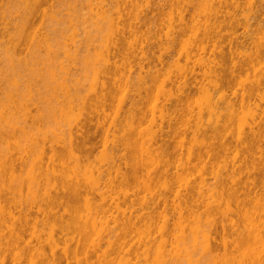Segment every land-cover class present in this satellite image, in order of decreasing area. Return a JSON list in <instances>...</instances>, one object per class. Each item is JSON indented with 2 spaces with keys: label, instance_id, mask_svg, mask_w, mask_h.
I'll use <instances>...</instances> for the list:
<instances>
[{
  "label": "bare ground",
  "instance_id": "obj_1",
  "mask_svg": "<svg viewBox=\"0 0 264 264\" xmlns=\"http://www.w3.org/2000/svg\"><path fill=\"white\" fill-rule=\"evenodd\" d=\"M12 1H10L11 6H9V1H4L5 5L8 3L12 12L8 6H6L4 11L2 7H5V5L2 4V6L0 4V13L3 11L6 13L7 10L8 15H6V17L8 16L9 18H7L9 20V23L7 21V25L11 24L12 27H14L13 29L17 30H21V28L15 27L22 25L24 28L26 27L25 29H22L24 32H28L29 28H33L34 32L26 33V35L31 38L29 42L25 36L28 43H30V46L28 45V47L27 45H24V41L21 40H17L15 43H9L7 46L0 43V48L1 45L2 47L6 46L5 49L10 51V54L7 52V55H9L8 58L5 56L6 60L2 56L4 54V48L1 49L2 53L0 51V57H2L0 58L2 59L0 60V63L2 62L1 64L3 65H0V150L2 151L3 149H6V152L4 150V153L3 151L2 153L0 152V233L4 231L0 234L1 238L3 236L4 239L0 245V264H8L9 261L11 264H264V174L262 173V171L264 172V166L262 165L264 162V107L262 108V111L259 112L258 105H255V110L249 113L256 112V109L258 112L247 115L246 119H249L248 116L251 117L249 122H245L244 125L242 123L244 129H242V125L241 127L240 124H235L236 121L241 118H238V116L244 112L240 113L242 110H239V108L245 107H240V105L243 104L244 101H246L247 104H250L252 102L250 99L253 96L258 97L255 100L264 103V91L259 92L257 89L256 91L259 93L257 92L255 94V88H247V90L245 89L246 91L243 90V93H239L240 99L238 100L240 103H238L239 101L237 100V98H239L238 92H235L233 96H231L236 98V100L231 97H229L231 99H227V95L220 92L224 81H233L232 83L235 81L237 82V80L240 81L239 83L245 81L243 79L247 77L246 73L247 71L249 72V69H251V73L254 71V74L252 73L255 78L254 81L264 79V43L263 45H259V47L257 46L254 53L251 51L252 56L250 58H253L252 60L248 58L246 51V61L243 52L241 54L244 60L237 58L240 56V43L243 45L241 41H238L237 37H235V41L232 40L227 46L222 45L220 47V60L207 61V59H204L203 57H195L190 51L189 53H186L182 62L183 64H180V59H177L176 55L174 57V48L172 47V49H170L171 46H169L168 51L174 53L173 55L168 53L169 55L167 56L169 57H166V60L160 59L159 56L158 59L152 61L154 60L153 58L156 57H154V55L153 58L150 57L151 55L148 56V52L151 50L152 46L149 44V47L146 43L139 45V57L137 58L118 61V59L112 56L106 58L102 63L99 60H96L99 61L102 68L100 67V76L97 78V80H99V91H97L96 86L94 85L96 91L92 92L94 95V97H92L95 101L91 103L92 99L90 98L91 104H88V108L84 110V106L82 107L84 111L81 112L82 114L79 112L81 117L78 122H75L76 124L73 123L75 125L71 128L68 127V137L64 138L66 140L62 141L63 135L60 134V136L62 135V138H60L61 141H56L53 135L58 129H60L61 124H63L61 121H65L66 119V117L64 118L62 116L61 118L64 119L60 120L59 117L67 111L71 112L75 108V110H77L76 112H78L82 106V103L80 102L83 100L82 96L85 94L81 95L80 91H84L81 87L87 79L85 77H79L78 74L81 73L79 65L84 64V66L88 65L89 67L92 63L93 71H97L95 72V75L92 76L93 73L91 70L87 69L89 73L86 72V67H84V71L86 72V75L88 73V76L90 78L92 76L93 78L96 76V73L99 72L97 67L95 68V65H98L99 68L100 64H97V62L95 64V59L93 58L92 60L89 56L88 58L90 59H83L84 61H80L83 57L81 58L79 55V58L77 56V53L79 52H72V49H70L71 51H67L69 48L62 49L64 48V42L55 41L53 36V39L51 36L49 38L47 35L49 31L45 28H47V25L49 24L48 18L50 17V14L48 17L47 12V14L44 11L41 13L37 12L38 6L44 0H22V3L24 1L26 3L31 2L32 6L27 13L25 11V15L22 11L23 15L21 17H25L22 21L19 16L21 22H18V14L20 12L16 13L13 9L20 0H16L18 1L17 3L14 1V6ZM65 1L67 3L72 2L71 0ZM105 1L107 0H94L93 6L100 15L107 19L113 14L111 13V4L115 0H111L110 3L109 1ZM182 1L185 3L186 9L179 12V18H177L180 21L178 24L179 26L176 25L178 27H176L175 29L177 30L174 31L178 33L183 32L185 29L187 30L189 26L187 25V22H190V17L192 18L193 16V14L191 16L190 6L195 2L194 0ZM219 1L218 10H216L217 8L215 10L213 9V12L210 14L217 25L222 24V21H225L227 18L235 19V11L239 9L242 4L240 0ZM247 2L249 9V14L247 15V17H249V20L247 18L249 25L247 24V27L250 26L247 28V31L249 32L248 36L251 35L250 37H247L248 40L251 38V41L253 40L254 32L257 31V29H264V0H248ZM200 3H202V0ZM69 5L71 4H68V6ZM228 5L231 6L233 12H224L222 10L223 8L229 7ZM18 6L16 8H18ZM7 8L9 9V13ZM72 8H77V5H72ZM145 8L144 12L143 9L139 11L140 14L143 12L142 15H139L140 18L142 16L149 17V15L164 14L162 13L164 10L163 0H148L147 7ZM73 12L75 13V17ZM76 12V10L70 12V14L72 13L73 15L71 16L69 14L70 20L71 17L75 18V20L79 17L78 15L76 18ZM54 13H57L61 17L59 9H56ZM130 13L131 11L129 12L128 9L124 8L123 12L118 14L117 23H114L117 24L118 32L121 35L125 31L126 21L130 17ZM38 14L39 16L40 14H42V16L45 14L43 18H46V16L48 17L46 20H44L45 18L42 19V21L44 20L47 22V25L45 24L44 27L42 24L43 22H41L40 19L42 17L40 16L38 18ZM56 15L55 19L57 17ZM137 15L138 13L135 16ZM66 16L68 17L67 14H65V17ZM139 16L137 19H139ZM188 16L189 19L187 18ZM1 18H3V16H0V20ZM4 18L3 20L5 21ZM36 18L40 20L41 24L38 20L39 24L36 23L35 25ZM73 18L72 21H74ZM52 20L54 22L53 18ZM60 20L62 21V19ZM114 20L116 19L114 18ZM64 21L66 25V20ZM49 22L51 24L53 23L50 18ZM56 23L53 24V27L55 26L54 29L57 25L59 26V24L63 25V22L56 21ZM62 25L60 26L62 27ZM144 25L147 26V29H150L145 22L143 24L141 22L139 29L144 27ZM208 25L209 24H207V26ZM72 27H74V25ZM209 27H211V25ZM219 27L221 26L219 25ZM49 28L52 30L51 26H48V29ZM54 29L53 31L57 28ZM250 29L252 30L253 35L251 34ZM59 30L57 29L56 31ZM210 31L206 29L204 32L205 36H211L214 34L213 31L212 33ZM3 35L1 34L0 37L1 42L3 37L6 38L5 35ZM6 35H8V33ZM56 38L58 39V36ZM17 39L19 38L17 37ZM174 39L173 41H176ZM61 43L63 45H61ZM150 64H154L153 67H149ZM172 67H174V70H171ZM89 69H91V67H89ZM255 70L257 72H255ZM160 71H162V74ZM85 72L82 73L85 75ZM90 72L92 74H90ZM257 73H260V76L256 78ZM83 74L80 75L82 76ZM160 77L162 78L160 82L161 84H158L157 80L159 82ZM206 77H210V83L208 82L209 80H207L208 86L212 84V86L210 85L211 87L209 86L207 89L212 88L213 90L212 93L209 94V104L204 99L205 104L207 103L206 105H208L206 109V105L203 102L204 108L202 109H205L206 112H204V110L203 112L200 111L198 113L197 110L199 108L197 109L196 106V112L198 114H196V112L195 114H192V112L194 113L195 108L193 107V111H191V107L187 105L191 114L197 115V117L189 120L190 116H187L186 120H188V123L184 118L185 121H177V118L172 114L177 112L179 117L180 114L178 111H181L183 107L182 105L185 104L183 102L189 100L192 92L195 90L197 92V90L201 89L203 92V88L207 85L205 83ZM80 78L81 80L84 79L83 83L80 82V85L83 84L81 87L78 86L79 81H81L79 80ZM35 80L37 83H34ZM89 80L90 79H88V81ZM93 84L94 82L92 85ZM131 84L132 86L129 87L131 88L130 95L128 91L129 97L127 96V98H125L127 92L123 95V98L126 100H124L125 102L123 101L124 103L122 104L124 109H120L122 111L121 118L115 117L114 119H116V122L113 120L114 122H110L108 128H104L103 119L107 118L105 107L112 104H110V102L114 99L112 98L115 95L114 92H117V90L121 88H123V91L121 90L120 92H124V88ZM83 87L86 90L85 86ZM92 87L91 89H94ZM153 87L155 90L156 88L158 89L156 92L163 91L162 93H164V90H166V94L172 96V98L174 97V99L172 100L169 97L168 100H172L170 104L161 102L162 104L159 105L155 103L156 106L154 107H152L151 101H147L150 103L149 106L151 107V109L149 108L150 110L147 109L150 112L148 113L145 109L149 107L146 106L149 103L147 104L145 101L146 105H142V107H145L144 110L141 107V104L144 103V99L147 98V96L151 97L152 94L154 95V93H152ZM88 89L89 88H87V90ZM91 89H89V91ZM191 89H194V91ZM207 89L205 88L204 90ZM198 92L201 93L200 91ZM122 94L123 93H121V95ZM149 94L151 95L149 96ZM158 94L156 93L153 97L155 98V96L162 95L161 93ZM207 95L205 97H207ZM50 98L53 99L50 100ZM148 99L149 98H147V100ZM158 100L159 99H156L157 103H159ZM85 101L87 102V100ZM79 104L80 107H78ZM124 104H126V106H124ZM32 106H35L34 109ZM191 106H193V104H191ZM110 108L109 110L111 111ZM184 109L182 111L184 112V116L181 115L182 117H185V112L189 110L187 109V111H184ZM259 110H261V108H259ZM74 111L72 112L74 113ZM18 112L19 116H17V121L16 113ZM22 113L24 119L20 116ZM107 113H109L108 110ZM66 114L69 115V112ZM148 115L151 116L150 122H153L154 125H156L157 118H159L158 121L160 120L161 123H158L157 131L155 130L156 132L154 136H152L150 140L148 138V142H146L144 138L141 141V137L137 136L142 133L141 127L146 119L149 118ZM180 117L178 120L182 119ZM20 118L23 119L21 122H19V120H21ZM95 119L96 122L93 123V120ZM244 120L245 119H243V121ZM57 121H59L58 123H61L58 129H53L56 131L53 132L54 134L51 136L54 140H51V138H47L50 137V132H52L48 131L47 124L54 123L53 125H55ZM147 122L149 121L147 120ZM149 123L144 124H148V127L150 128L152 123ZM64 124H66V122ZM64 124L63 126H65ZM234 124L236 128L237 126H240L235 134L232 129ZM57 125L59 124H56L55 128H57ZM142 129L144 128L142 127ZM151 129H155V127L151 126ZM62 130L60 131L64 132L65 128L64 131ZM47 132H49L47 134L49 136L46 135ZM61 132H57V134L59 135ZM98 133L103 135L102 141H95L96 134L98 135ZM188 133H191V135L193 134L194 136L196 135L195 137L201 135L200 138L202 140L199 141L198 139L200 143L194 141L195 137L191 139V141H194L196 144L199 143L197 146L190 140L189 143L191 142L195 146L191 143L185 144L187 141L185 135L187 136ZM17 134H19L20 138L24 139H21L22 142H20L21 140L18 138L19 136L17 137L18 140H20L19 146L24 147L25 144L33 146L34 144L35 152L36 149H38L39 151L37 152L40 154L36 156L37 152L36 154H33L34 150L30 149L31 152L29 155L27 154L29 152H26L28 155L27 157L20 156L23 153L25 154V152L18 153V155L14 153L16 155L14 156L12 151L10 152L11 145L9 146V141L12 137L17 136ZM197 134L199 135L197 136ZM182 135L185 137L183 138L184 143H181V140L180 144H183V146L181 145L182 147H187V150L180 147V151L178 152L177 150L174 151L175 153L170 151L173 146L174 148L176 147L175 149H177V146H180L178 145L179 139L177 140V137H183ZM174 138H176L177 144ZM2 141L3 143L5 141V146L8 141L7 145L9 146V151L8 147L2 148V145L4 146ZM170 141L171 143L173 142L172 147L171 149H167L171 144ZM100 143L105 146L108 145L107 147L110 148L111 154L108 159V166L103 170L96 169L95 172L91 169V171H94L98 178H102V181H104V187L99 185H96L97 187H91L89 185V187L87 186L88 184L86 185L83 184L85 182H82L88 175H85L86 177L83 176L84 174H82L81 171H83L84 166L86 168L88 167L85 164L88 163L93 150ZM167 143L170 144L167 145ZM187 144L189 145L187 146ZM256 144L258 145L256 152L257 157L250 149V147L255 146ZM231 145L236 150L238 147L245 146L248 154L243 156L242 153V158L239 162H233V156L231 157L227 155V161H229L228 158L231 157L232 160L230 161L233 162L231 164L229 161L231 166L229 165L230 168H228L229 166H227V164L223 165L226 160V157H224L226 156L224 155V150ZM139 147L141 150H139V154H143L145 151L144 153L147 155L145 158H142L146 163L144 162L143 166L140 165L142 162L139 163L138 169V163L135 161L136 159L134 161L137 164L133 161L134 155H132V151L134 150L133 153L136 152V148ZM184 150H186V152ZM172 152L174 156L171 157ZM148 153H150V156L153 154L156 159H154L155 164L152 165H155V169L150 166L151 169L148 166L151 163H154L152 158L153 155L151 157L153 160L151 163V160H145L146 157L147 159L150 157H148ZM141 156H139V158ZM234 157L237 160L239 156L237 157L235 155ZM256 158H258V162L255 160ZM142 159L140 158L139 160L142 161ZM244 159H248L253 165L256 161L258 165L257 168L254 166L250 167V163H248V166L250 167L249 170H244V168L247 167V165H244L245 161H242ZM260 159H263V162H261ZM183 160H185V162ZM218 160L223 164L220 163L219 166V163L217 162L216 165H218V168L212 170V172L209 171V169L211 170V167H208V165L213 163L212 161ZM259 160L261 164H259ZM68 161L70 162V166L71 163L73 164V166H71L72 168L70 166V168L67 167ZM147 161L150 164H148ZM178 163L183 164L181 165ZM184 163H186V165L188 163V167L184 166ZM213 164H215V162ZM174 165H176V168H179L178 166H180L181 168L187 167L188 169L189 166H191L192 170L195 171V173L197 172V174L192 175L190 178L187 175L190 176L193 171L186 172L185 174L187 175L183 172L185 175H183V177L185 178L187 176V178H185L187 181L184 183V178H181L183 181L180 179L178 182H182L181 184L183 185L179 183L180 185L174 187L175 179L181 177L180 174L179 176H175L178 175L179 171H175L174 173L171 172V168L175 167ZM222 165L224 167H222ZM241 165H243V169L241 168ZM260 165H262V167ZM214 166L215 165H213V167ZM259 166L261 168H258ZM103 167H105V165ZM146 168L148 169L146 170ZM187 168L186 170L190 171ZM25 169H27V171ZM243 170L246 171V174H244L245 172ZM208 172H210L209 175H206L205 173L208 174ZM137 173L139 178H156L158 181L160 178L164 179V177L175 174V177H169L168 180L170 181V179L172 180L175 178L173 180L174 182L170 181L171 183H174V186L171 185L173 187L168 185L166 183L167 181H164V185H162V183L160 185L157 183L161 188H159L160 190H155L154 188V190H150V188H148L147 191L150 195L147 194L149 197L141 198L142 207L139 204L141 199L138 197L140 199H137V203L140 205L138 207L139 212H141L145 206L146 210H150L149 213H147L148 211L139 213L138 210H136V214H133L132 212L134 211H132V209H130L132 212L127 209L130 207L124 209L129 197L128 193H125L123 197L122 195L116 197L117 195L114 196L107 191L108 189L111 192V190L116 187L117 183H126L129 177L132 178L137 176ZM259 173L263 174L262 181L258 178L259 176L261 177V174L259 175ZM25 175L27 179L29 177V181L26 179ZM81 176H83V178L85 177V179H82ZM209 176L212 177V180L208 179ZM23 177L27 180V184L23 181L26 185H22L23 183L20 184ZM80 179H82V181ZM19 180V183H15V181L18 182ZM209 182H212L213 184L211 183V185ZM28 183L31 184L29 185ZM176 184H178L177 181ZM28 185V188H24V191H21L23 186L26 187ZM210 185H214V187L209 188ZM258 185L260 187H258ZM153 187L157 188L158 186L156 187L155 185ZM212 188H214V192ZM25 191V196L30 197V202L22 200L24 198L22 192ZM107 192L109 194H107ZM226 197L232 198L235 202L236 211L234 210V213L236 215H241V209L242 213L244 212L243 205L248 202L257 204L258 206L261 205L259 206V211L256 212L255 215L252 214L254 216L253 223L252 219L251 222L248 221L252 218L251 215L250 218L248 216V220L247 218L245 219L247 220V224L248 222L253 224L252 229H249L251 224H248L250 227L246 226V229L248 227L249 230H243L245 228L244 225V228H241L240 230L241 233H239L238 229L241 226L238 225L239 227L236 229L238 230V234L236 235L237 238L235 237L234 242L230 244L225 242L224 239L219 242L217 237L214 236L218 225H221L223 231L226 229L225 224H217L216 221L219 219H213L215 221L213 224V221L211 220L210 228H208V230L207 228L206 230L204 228V230L202 229V226L204 227L203 223L206 224L205 220L203 222V218L205 219L203 216L204 212L208 214V212H211L210 209H216V211L219 209L221 210L223 202L227 200ZM225 206H227V204H225ZM229 211H231V209ZM218 213H220V211H218ZM229 213L230 212L226 214L224 212L225 215H228V221L231 220L230 222H226L231 224V226H237V223L235 224L234 222L235 218L229 219ZM244 213L247 217L246 212ZM220 214L222 215L223 212ZM224 214L219 217L221 218V221L225 220ZM242 216H244V214ZM242 216L239 217L244 218ZM154 218H156V220ZM238 222H240L239 218ZM145 228H148V233H146ZM242 231H245V234H247L244 235V232ZM131 234H134L133 238H131ZM87 242L88 244L90 243V248H88L89 245H84ZM82 246H88V251L84 250L85 252L83 251L80 256L78 250H80V247L82 249ZM221 247L223 252L218 251ZM69 248H71V251L68 253L67 249Z\"/></svg>",
  "mask_w": 264,
  "mask_h": 264
},
{
  "label": "rangeland",
  "instance_id": "obj_2",
  "mask_svg": "<svg viewBox=\"0 0 264 264\" xmlns=\"http://www.w3.org/2000/svg\"><path fill=\"white\" fill-rule=\"evenodd\" d=\"M4 1H6V2H8L9 1V6H11V2L10 1H12V0H3V3H2V0H0V4L2 5H5V3H4ZM18 2V1H16V0H13L12 1V4H13V2ZM72 2H66L65 0H44V1H42L41 3H40V5L38 6V10H37V12H39V13H41V12H47L46 14H47V16L50 18V20L53 22V20H52V18L54 19V22L51 24L50 22H49V18L46 16V18L44 19L43 18V16L45 15V14H43V16H42V14H40V16L42 17V18H40L41 19V22H43L42 24H43V27L45 26V24L47 25V22L46 21H44V20H46L47 18H48V25H47V28H45L46 30H48L49 32H48V36H49V38H50V36H51V38L53 39V37H54V40L55 41H57V42H64V45L61 43V45H63V47L64 48H62V49H67V48H69L67 51H69L70 49H72V52H79V53H77L78 55V57H79V55H80V57L82 58L80 61H82L83 59L85 60V59H90V58H88V56L89 57H91L92 58V60H93V58L95 59L94 60V62H95V64H96V62H97V64L99 63V61L102 63V61H104L106 58H110V57H112V56H114L116 59H118V61L120 60H127V59H134V58H137V57H139V45H143V44H145L146 43V45H148L149 46V44H151V46H152V48H151V50H149V52H148V56H150V57H152L153 58V55H154V57H156V58H153L154 60H152L151 58V60L152 61H155L156 59H158L159 58V56H160V59H163V60H166L165 58L167 57H169V56H167V55H169L168 53H170V55H173L174 53H171L170 51H168V49H169V46H171V48L170 49H172V47L174 48V50L173 51H175V54H174V57H175V55H176V57H177V59L179 58L180 60V64H183L182 62H183V59L185 58V55H186V53H189L190 51V53L191 54H193L195 57H203L204 59H207V61H212V60H220L221 59V56H220V54H219V52H220V47L222 46V45H228L229 43H231V41L233 40V41H235V37H237L238 38V41H241L242 43H243V45L240 43V47H239V53H240V56L239 57H237L238 59H240L241 58V60H244L245 59V61H246V57L247 56H245V52H246V55H248V58L250 59V60H252L250 57L252 56V53H251V51H253V53H254V51H255V48L258 46L259 47V45H263V43H264V29H257V31H255L254 32V35H253V32H252V30L250 31L251 32V34L253 35V40H251L250 41V39L248 40V37H250L251 35H249L248 36V34H249V32L247 31L248 29L247 28H249V27H247V24L249 25V22L247 21V18H248V20H249V17H247V15L249 14L248 13V0H240V2L242 3L241 4V7L239 8V9H237L236 11H235V19H229V18H227L225 21H222V24H219L221 27H219V25H217L216 23H215V21H213V19H212V16L210 15L211 14V12H213L212 10L214 9H216V10H218V8H219V0H205V1H203L202 0V3H200V1L201 0H194L193 2L194 3H192V6H190V12H191V16H192V14H193V16H192V18L190 17V22H187V25H189L188 26V28H187V30L185 31H183V32H181V33H178V32H174V31H176L177 29H175L176 27H178L179 25V19H177V18H179V12H181V10H183V9H186V6H185V3H183V1L182 0H163V3H164V10H163V12L162 13H164V14H160V15H157V14H155V15H149V17L148 16H142L141 18H140V16L139 15H142L143 14V12L145 11L144 10V8L145 7H147V1L148 0H115V1H113L112 2V4H111V13H113L111 16H110V18H107V19H105L102 15H100L99 13H98V11L94 8V6H93V3H94V0H71ZM109 1V3H110V1L111 0H107V1H105V2H108ZM16 3H15V5H16ZM198 3H200V4H198ZM68 4H71V5H69L68 6ZM77 5V8H75V9H73L72 8V5ZM2 5V6H3ZM19 5V6H18ZM146 5V6H145ZM6 6H8V3L5 5V7H2L3 8V10L4 9H6ZM8 6V8L10 9V11H11V8ZM13 6H14V4H13ZM18 6V8H16ZM32 6V3L31 2H28V3H26L25 1L22 3V0H20L19 1V3H17V5L15 6V8L13 7V9H14V12H16V13H19L18 14V19H19V21H18V19H17V21L18 22H21L20 21V18H21V20L23 21V18L25 17V16H23V17H21L22 15H23V12H24V15H25V11H26V13H27V11L30 9V7ZM229 7H226V8H223L222 10L224 11V12H233V9L231 8V6L230 5H228ZM2 8H1V10H2ZM7 8V9H8ZM124 8H126V9H128L129 10V12L131 11V13L129 14V18L127 19V21H126V27H125V31H124V33L121 35L119 32H118V29H117V24H114V23H117V17L119 16L118 14L119 13H122L123 12V10H124ZM9 9H8V13H9ZM56 9H59V13L61 12V17L57 14H55L54 12H55V10ZM95 9V10H94ZM143 9V12L140 14V12L139 11H141ZM146 9V8H145ZM73 10H76L77 12V16H76V18L78 17V15H79V19L77 18L76 20H75V18H73V17H71V20H70V15L71 16H73L74 15V17H75V13L73 12V15H72V13L70 14V12H72ZM147 10V9H146ZM5 11V10H4ZM4 11L3 12H1L0 14H2V15H0L1 17L3 16V18L4 17H6V15H8L7 14V10H6V13H4ZM18 11V12H17ZM23 11V12H22ZM52 11H54V12H52ZM12 12V11H11ZM21 12H22V14H21ZM54 13V14H53ZM132 13H135V14H132ZM138 13V15L137 16H135L136 14ZM178 13V14H177ZM53 14V15H52ZM65 14H67L68 15V17L66 16L65 17ZM70 14V15H69ZM134 15V16H132V15ZM5 15V16H4ZM55 15L57 16L56 17V19H55ZM62 15H64V16H62ZM19 16H20V18H19ZM39 16V14H38V18L40 17ZM58 16H59V18L60 19H62V21L58 18ZM139 16V19H137V17ZM64 18V20H66V25H65V21L63 20V18ZM3 18H1V20H0V37H1V34L3 35H5V37L6 38H2V42H1V40H0V43L3 45H8L9 43L11 44V43H15L17 40L19 41V40H21V41H24L23 43H24V45H27V47H28V45L30 46V43H28V41L30 42V36H28V35H26V33L28 34L29 32L30 33H32V32H34L33 31V28H29L28 29V32H24L22 29H25L22 25H18V26H16L15 28H18V27H20L21 28V30L19 29V30H17V29H13L14 27H12V25L10 24H8L7 25V21H8V23H9V18H8V16L6 17V18H4L5 19V21L3 20ZM8 18V19H7ZM58 18V19H57ZM72 18L74 19V21H72ZM114 18L116 19V20H114ZM188 19H189V16L187 17ZM7 19V20H6ZM42 19H44L43 21H42ZM106 21H105V20ZM148 19V20H147ZM38 20L39 19H37L36 18V22H35V25H36V23L37 24H41V22H40V20H39V23H38ZM68 20V21H67ZM78 20V21H77ZM147 22H146V21ZM56 21L57 22H63V25L62 24H59V26L57 25V29L59 30V28H60V30L59 31H56L55 29H54V27H53V24H55L56 23ZM72 21V22H71ZM140 21V22H139ZM3 22V23H2ZM68 22V23H67ZM79 22V23H78ZM141 22H142V24L145 22L146 23V25H148L149 27H150V29L148 28L147 29V26H145L144 25V27H141L140 29H139V26L141 25ZM212 22V23H211ZM213 22H214V24H213ZM74 23V24H73ZM77 23V24H76ZM148 23V24H147ZM189 23V24H188ZM56 24H58V23H56ZM71 24H73L74 25V27H72L73 25H71ZM207 24H209L208 26H207ZM60 25H62V27L60 26ZM65 25V26H64ZM70 25H71V27H70ZM176 25H178V26H176ZM211 25V27H209ZM212 25H214V26H212ZM12 28H11V27ZM48 26H51L52 27V30L50 29H48ZM75 26H77V27H75ZM143 26V25H142ZM217 26V27H216ZM59 27V28H58ZM206 27H209V28H206ZM214 27H215V29H214ZM146 28V29H145ZM217 28V29H216ZM13 29V30H12ZM53 29L55 30V31H53ZM203 29H205V30H203ZM206 29L207 30H209L210 31V29H211V33H212V31H213V33L214 34H216V32H217V34L216 35H211V36H208V35H206L205 36V34H204V32L206 31ZM219 29V30H218ZM10 30V31H9ZM16 30V31H15ZM217 30V31H216ZM216 31V32H215ZM9 32H10V35H9ZM8 33V35H6ZM19 33H22V34H19ZM13 34H15V35H13ZM16 34H17V36H16ZM50 34V35H49ZM3 35V36H4ZM27 37V40H26V37ZM53 36V37H52ZM58 36V39H59V41H58V39L56 38ZM248 36V37H247ZM11 37V38H10ZM16 38V39H14V38ZM17 37L19 38V39H17ZM20 37H21V39H20ZM28 37H29V39H28ZM174 37H175V39H174ZM12 38H13V40H14V42H13V40H12ZM3 39H4V41H3ZM173 39L174 40H176V41H173ZM9 40V41H8ZM5 41H7V42H5ZM171 42H175V43H171ZM177 42V43H176ZM250 42H252V43H250ZM7 43V44H6ZM25 43H27V44H25ZM180 43V44H179ZM182 43V44H181ZM175 44V45H174ZM235 44V43H234ZM233 44V45H234ZM2 45H1V48H0V51H1V53H2V50L1 49H3L4 51V54L2 55L4 58H5V56H6V58H8V56L9 55H7V52H8V54H10V51H7L6 49H5V47L6 46H4V47H2ZM173 45V46H172ZM239 45V44H238ZM175 46V47H174ZM66 47V48H65ZM150 47V46H149ZM75 48V49H74ZM77 48V49H76ZM148 48V47H147ZM148 49H150V48H148ZM147 49V50H148ZM71 51V50H70ZM145 51V50H144ZM172 51V52H173ZM248 51H249V53H248ZM226 52H227V50H226ZM243 52V56L245 57L244 59L242 58L243 56H242V53ZM0 53V54H1ZM70 53V52H69ZM1 56V55H0ZM79 57V58H80ZM85 57V58H84ZM0 58H2V57H0ZM3 58V59H4ZM6 58H5V60H6ZM248 58H247V60H248ZM0 60H2V59H0ZM83 60V61H84ZM91 60V61H92ZM96 60H99V61H96ZM2 63V62H1ZM0 63V65H2ZM100 64V63H99ZM5 65V64H4ZM83 65V66H82ZM91 65H92V63H91ZM89 66V67H91V69H89V67H88V65L86 66H84V64H81V65H79V67H80V70H81V73L80 74H83L85 71L86 72H88V70H91L92 71V73L90 72V74H92V76H94L95 75V72H97V71H93L94 69H93V65L92 66ZM154 65V64H153ZM153 65L152 64H150L149 65V67L150 66H152L153 67ZM3 66V65H2ZM1 67V66H0ZM6 67V66H5ZM78 67V68H79ZM81 67H82V69H81ZM84 67H86V69L84 68ZM97 67V70L99 71L98 73H96V76H97V74H98V76L96 77H93L92 78V76H91V78L88 76L89 74V72L87 73V75H86V72H85V75L83 74L82 76L80 75V74H78L79 75V77H85L87 80H85V82L83 83V81H84V79H82L81 80V78L79 79V80H81V81H79V85L78 86H82L83 84V86H85V88H86V90L84 89V87L82 86L81 88H83V90L84 91H80V94L82 95V94H85V95H83L82 97H83V100L80 102V103H82V106L80 107V104H79V106L78 107H80V111H78V112H76L77 110H72V111H74V113L71 111H67L66 113H68L69 112V115L68 114H62L60 117H59V119L61 120L62 118V116L65 118L66 117V119H65V121H61L63 124L66 122V124H64L65 126H63V124H61V126H60V123H58L59 121H57L56 123H55V125H53L52 123H48L49 124V126H52V127H49L48 126V124H47V129H48V131L50 132V131H52V132H50L51 133V135H50V137H47V138H51V136L54 134L53 132H55L53 129H58L59 128V126H60V129H58V131H56V133L53 135L54 137V139L56 140V141H58V140H60V138H62V141H65L66 139H64L65 137L67 138L68 137V127L69 128H71L72 126H74L76 123L75 122H78V120L80 119V117H81V115H80V113L82 112V111H84L85 109H87L88 108V104H91V103H93L95 100H94V95L92 94V92H94V91H96V89H97V91H99V80H97V78H99V76H100V71L101 70H99V69H101L102 67H101V64L99 65V68H98V65H95V68ZM101 67V68H100ZM4 68V67H3ZM5 69V68H4ZM84 69H85V71H84ZM88 69V70H87ZM174 70V67H172L171 68V70ZM83 70V71H82ZM163 71V70H162ZM162 71H160V73L162 72ZM80 72V71H79ZM83 72V73H82ZM164 72H165V70H164ZM163 72V73H164ZM255 72H257L256 70H255ZM258 72H259V70H258ZM250 73V74H249ZM253 74H254V71L252 72ZM252 73H251V69H249V72L247 71V73H246V75H247V77H249V78H245V77H242V78H245V79H243V80H245V81H243V80H241V81H243V82H241V83H239L240 81H238L237 80V82L235 81L234 83H232L233 81H229V82H223V87H222V89L220 90V92H222V93H225L227 96H226V98L227 99H231V98H233V97H231V96H233V94L236 92H238V96L240 95L239 93H243L244 91H246L247 90V88H250V87H253V89L255 90V92H254V90H253V92L256 94L258 91L260 92V91H264V79H260V80H258V81H254L255 80V78H254V75H252ZM162 74V73H161ZM248 74H249V76H248ZM256 74V73H255ZM245 76V75H244ZM260 76V73H257V75H256V78L257 77H259ZM95 78V79H94ZM161 78V77H160ZM159 78V82H158V80H157V83L158 84H161L160 82H161V80H162V78L160 79ZM209 78V79H208ZM88 79H90V80H92V81H88ZM207 80H209L208 82L210 83V77H206V80H205V83L207 84H205L206 86H205V88L207 89V87H209L210 85L212 86V84H210L209 86H208V82H207ZM36 81V80H35ZM34 81V83H37V81L35 82ZM80 82L81 83H83L82 85H80ZM94 82V84L92 85V83ZM89 83V84H88ZM91 83V84H90ZM229 83V84H228ZM97 84V85H96ZM158 84H156V85H158ZM228 84V85H227ZM96 86V89H95V86ZM90 86V87H89ZM93 86V87H92ZM132 86V84L131 85H127L125 88H124V92H120L121 90L123 91V88H121V89H118L117 90V92H114L115 93V95H114V93H113V95H114V97H112V98H114V99H112L111 100V102H110V106L109 105H107L106 107H105V111H106V115H107V118H105V119H103L104 120V122H103V127L104 128H108V126L110 125L109 123L111 122H114L113 120H115V122H116V119H114L115 117L117 118H119L120 116H122V111L121 110H123L124 109V107H123V103L125 102L124 100H126L125 98H127V96H128V91H129V95L131 94V88H129V87H131ZM210 86V87H211ZM37 87V86H36ZM91 87L92 88H94V89H91ZM79 88V87H78ZM87 88H89V89H91L90 91H89V89L87 90ZM205 88H203V92H202V89L201 90H197V92H196V90L194 91V89H191V90H193L194 92H192V94H191V92H190V94H191V97L189 98V103L190 102H192V103H188V101H184L183 103H185V104H183L181 107H182V109H181V107H180V109H181V111H178L179 110V107H178V112H179V114H180V116L182 115V116H184V112H182L183 111V109L184 108H186V106L188 105L189 107H191L190 109H191V111H193L192 109H193V107L195 108L194 110V113L192 112V114H195V112H196V106H197V109L199 108H204V106H203V102H204V104H205V101L206 102H208V104H209V94H211L212 93V88H208L207 90H204ZM80 89V88H79ZM78 89V90H79ZM126 89H127V91H126ZM153 89H154V87H153ZM153 89H152V93H154V95H156V93L158 94V92H156L158 89L156 88V90L154 89V92H153ZM246 89V90H245ZM258 89V91H256ZM160 90V89H159ZM162 90H164V89H162ZM244 90V91H243ZM249 90V89H248ZM86 91V92H85ZM90 93H89V92ZM161 91V90H160ZM198 91H200L201 93H199ZM205 91V92H204ZM211 91V92H210ZM125 92H127L126 93V96H125V98H123L124 96L123 95H125L124 93ZM156 92V93H155ZM163 91H161V92H159V94L161 93L162 95H159V96H155V98L156 99H159L158 100V102L159 103H157V101H156V99L153 97L154 95L152 94H149V96L151 95V97H148L147 96V98H149L148 100H147V98H145L144 99V103L143 104H141V107H142V105L144 106V105H146V103L148 104L150 101H151V105H152V107H154V106H156V104H162V103H166V104H170L171 102H172V100L174 99V97L172 98V96H169L168 94H166V90H164V93H162ZM220 92H218V93H220ZM258 92V93H259ZM121 93H123L122 95H121ZM202 93H203V95H202ZM232 93V94H231ZM208 94V95H207ZM166 95H168V96H166ZM207 95V97H205ZM88 98H87V97ZM93 96V97H92ZM81 97V96H80ZM82 97H81V99H82ZM86 97V98H85ZM129 97V96H128ZM158 97V98H157ZM171 98L172 100L170 101V100H168V98ZM229 97H231V98H229ZM255 97V98H254ZM92 99V102H91V99ZM192 98V99H191ZM253 98V99H252ZM250 100H252V102L249 104H247V102L246 101H244V103L243 104H241L240 105V107L241 106H245V107H243L244 108V110H243V108L241 109V108H239V110H242L240 113H242L243 111V113L240 115V116H238V118L239 117H241L240 119H238V121H236V123L235 124H237V125H239L240 124V126L242 125V123H243V125H244V123L246 122L247 123V121L249 122L250 121V117L251 116H248L249 117V119L247 118L246 119V117H247V115L248 114H250L249 112H252L253 110H255V105L257 106L258 105V111L259 112H261L262 111V108L264 107V103H262V102H259V100H255L256 98H258V97H256V96H253ZM53 99V98H52ZM51 98H50V100H52ZM204 99H205V101H204ZM215 99V98H214ZM234 100H236V98H233ZM232 99V100H233ZM238 99H240V96H239V98H237V100ZM85 100H87V102L85 101ZM191 100V101H190ZM233 100V101H234ZM250 100H249V102H250ZM85 103H84V102ZM124 101V102H123ZM145 101H146V103H145ZM147 101H149V102H147ZM199 103H197V102ZM200 101V102H199ZM239 101V100H238ZM237 101V102H238ZM53 102V101H52ZM91 102V103H90ZM162 102V103H161ZM201 102H202V104H201ZM245 102H246V104H245ZM84 103V104H83ZM126 103H127V101H126ZM156 103V104H155ZM173 103H174V101H173ZM172 103V104H173ZM194 103H195V105H194ZM238 103H240V101L238 102ZM86 104V105H85ZM153 104H155V105H153ZM191 104H193V106H191ZM207 104V103H206ZM205 104V105H206ZM245 104V105H244ZM120 105H122V106H120ZM139 105V104H138ZM150 105V103L148 104V105H146L147 107ZM184 105H185V107H184ZM202 105V106H201ZM84 106V110L82 109V107ZM87 106V107H86ZM124 106H126V104H124ZM158 106V105H157ZM187 106V108L186 109H184V111L186 110L187 111V109H189V107ZM207 106L208 105H206L205 106V109L207 108ZM35 107V106H34ZM34 107L32 106V108L34 109ZM78 107H77V109H78ZM86 107V108H85ZM111 107V108H110ZM123 107V108H122ZM238 107H239V105H238ZM109 108L111 109V111L109 110ZM143 108V110L145 109V107H142ZM151 109V107L149 106L148 108H146L145 109V111L147 110V109ZM257 108V107H256ZM259 108H261V110H259ZM109 111V113H107V110ZM121 109V110H120ZM149 109V110H150ZM190 109L187 111V112H185V117H180V118H182V119H179L178 120V113L177 112H174V113H176V114H172L173 116H175V118H177V121H185L187 118V116H190L191 117V119H190V117H189V120H192V119H195V117H197V115H192L191 114V112H190ZM198 109V110H199ZM197 110V112L199 113L200 111H204L205 109H202V110ZM121 111V112H120ZM148 111V110H147ZM257 111V109H256V112H258ZM80 112V113H79ZM182 114H181V113ZM196 112V114H198ZM204 112H206V110L204 111ZM255 112V111H254ZM253 112V113H254ZM255 112V113H256ZM119 113V114H118ZM148 113H150L149 111H148ZM190 113V114H189ZM253 113H251V114H253ZM18 114V115H17ZM82 114V113H81ZM187 114H189V115H187ZM245 114V115H244ZM250 114V115H251ZM66 115V116H65ZM177 115V116H176ZM244 115V116H243ZM17 116H19V112L18 113H16V119H17V121H18V117ZM20 116L21 117H23V119H24V116H23V113H22V115L20 114ZM68 116V117H67ZM194 118H193V117ZM148 117L150 118L151 116L150 115H148ZM245 117V118H244ZM63 118V119H64ZM112 118V119H111ZM121 118V117H120ZM146 119V121L144 122V123H149L150 121H151V118L150 119ZM185 120H184V119ZM21 120H19V122H21L23 119L22 118H20ZM62 119V120H63ZM158 119L159 118H157V120H156V125H154L153 124V122H150L149 124H151L150 125V128L148 127L149 125L148 124H144L143 123V125H142V127L144 128V129H142V127H141V132L142 133H140V135L138 134V136L137 137H141V141L143 140V138L145 139V141L146 142H148L147 141V139L149 138V140H150V138H152V136H154V134H155V132L157 131V126H158V123H161V121L159 120L158 121ZM243 119H245L244 121H243ZM77 120V121H76ZM147 120L149 121V122H147ZM243 122H242V121ZM74 121V122H73ZM165 121V120H164ZM187 121V123H188V120H186ZM241 121V122H240ZM96 122V119L95 120H93V123H95ZM239 122V123H238ZM69 123V124H68ZM73 123H75V124H73ZM166 123V122H165ZM56 124H59V125H57V128H55V126H56ZM192 124V123H191ZM235 124L233 125V127H232V129H233V133L235 134L236 133V131H238L239 129L238 128H240V126H237V128L235 127ZM242 125V126H243ZM67 126V127H66ZM151 126H153V127H155V129H151ZM241 126V127H242ZM61 127H62V129H61ZM50 128V129H49ZM64 128H65V131H64ZM235 128H236V130H235ZM46 129V128H45ZM67 129V130H66ZM238 129V130H237ZM242 129H244V126L242 127ZM60 130H62V131H64V132H61ZM142 130H144V131H142ZM156 130V131H155ZM235 130V131H234ZM66 131H67V133H66ZM112 131H113V129H112ZM154 133H153V132ZM49 132H47L46 133V135L49 133ZM57 132H61V133H59V135L57 134ZM57 134V135H56ZM60 134H62L61 136H60ZM64 134H66V135H64ZM143 134V135H142ZM56 135V136H55ZM193 135V134H192ZM191 135V133H188V135L186 136L185 135V137H186V142H185V144L186 143H189V140L191 141V139L193 138V137H195L194 135L192 136ZM199 134H197V136H198ZM19 136V134H17V136H14V137H12L11 139H10V141H9V146H10V152L12 151V153L14 154H17L18 155V153H23V152H25V154L23 153L22 155H20V156H22V157H27L29 154H30V152H31V150L33 149L34 150V153L33 154H36V152L37 151H39L38 149H36V152H35V145L33 144V146H30V144L28 145V147H27V145L25 144V146L24 147H21V146H19L20 145V143H19V141L22 139V138H20V136ZM47 136H49V135H47ZM60 136V137H59ZM183 136V135H182ZM201 136V135H200ZM200 136L199 137H195L194 138V141L196 142V141H198V139H199V141H201L202 139L200 138ZM20 138V140H18V138ZM59 137V138H58ZM184 136L183 137H177V140L179 139V143H178V145H180V146H177V149H175L174 148V146L172 147V143H171V141H170V146H168L167 147V149H171V147H172V149L170 150V151H176L177 150V152L178 151H180L179 150V148L180 147H182L183 146V144H180V141H181V143L183 142L184 143V141H183V138H185ZM54 139H52L51 138V140H54ZM64 139V140H63ZM139 139V138H138ZM22 140H24V139H22ZM22 140L20 141V142H22ZM102 141L103 140V135H100V133H98V135L96 134V137H95V141ZM174 140L176 141V138H174ZM185 140V139H184ZM61 141V140H60ZM139 141V140H138ZM168 141V140H167ZM194 141H191V142H194ZM198 141V142H199ZM1 142V141H0ZM144 142V141H143ZM190 142V143H191ZM194 142V144H196ZM2 143H3V141H2ZM7 144H8V141L6 142ZM10 143H12V144H10ZM15 143V144H14ZM189 143V144H190ZM200 143V142H199ZM198 143V144H199ZM1 144V143H0ZM4 146L2 145V148H4V147H8V151H9V146L6 144V146H5V141H4ZM21 144H23V143H21ZM168 143H167V145H169ZM174 144H175V142H174ZM176 144H177V141H176ZM176 144H175V146H176ZM189 144H187V146L189 145ZM192 145H194L193 143H191ZM198 144H196V146L198 145ZM259 144V143H258ZM182 145V146H181ZM108 146V145H107ZM107 146H105V145H103L102 143H100L94 150H93V152H92V155H91V157H90V159H89V161H88V163L87 164H85L86 166H88L87 168L84 166L83 167V171H81V173L82 174H84L83 176H85L86 177V179H85V177L83 178V176H81L82 177V179H85V180H83L82 181V179H80L82 182H85V183H83V184H88L87 186H96V185H99V186H102V187H104L103 185H104V181H102V178L100 179V178H98L97 177V174L95 173L96 172V169H99V170H103L104 168H106L108 165H107V163H108V159L110 158V148H108ZM191 146V145H190ZM195 146V145H194ZM232 146V145H231ZM228 146L225 150H224V155H226V156H224V157H226V160L225 159H223V160H225V163L223 164V163H221V161L220 160H222V159H220V160H218V161H212L213 163L215 162V164H213V163H210L209 165H208V167L210 166L211 167V170L209 169V171H211L212 172V170H214V169H217L218 168V165L220 166V163L221 164H223V165H226L227 164V166H229L230 165V162H231V164L233 163V162H239V160L242 158V153H243V156L245 155H247L248 154V152H246V147L245 146H241V147H238L237 148V150L232 146ZM170 147V148H169ZM0 148H1V145H0ZM183 149L185 148H187V147H182ZM235 149V150H233V149ZM257 148H258V145L256 144L255 146H252V147H250V149H251V152H254L255 153V156L257 157ZM31 149V150H30ZM137 150H136V152H134L133 153V151H132V155H134V159H133V161L135 160V161H137V165H138V169H139V163H141L140 165H142L143 166V164H144V162L146 163V161H143V159L142 158H145V156L147 155V154H145L144 152H143V154H139V150H140V147L139 148H136ZM4 150V149H3ZM2 150V151H3ZM6 150V149H5ZM4 150V151H5ZM187 150V149H186ZM186 150H184L185 152H186ZM240 150V151H239ZM2 151L0 150V152L2 153ZM4 151H3V153H4ZM141 151V150H140ZM143 151V150H142ZM170 151H168V152H170ZM234 151H235V153H234ZM6 152V151H5ZM26 152H29V153H27L26 154ZM173 152L171 153V157L172 156H174V154H173ZM184 152V153H185ZM238 152V153H237ZM142 153V152H141ZM147 153V152H146ZM175 153V152H174ZM14 154V156H16ZM32 154V153H31ZM32 154V155H33ZM40 153H38L37 152V154H36V156L37 155H39ZM145 154V155H144ZM223 154V153H222ZM232 154H234V155H232ZM142 155V156H141ZM143 155H144V157H143ZM152 155L153 154H151V156H150V153H148V159H147V157H146V159L145 160H148V161H150V163L155 159L154 158V155H153V157H152ZM233 156V162L232 161H230V160H232L231 159V157H229L228 158V160L230 161H227V157L228 156ZM239 156L238 158H237V160H236V158L234 157V156ZM35 156V157H36ZM139 156H141L140 158L142 159V161L141 160H139L140 158H139ZM241 156V157H240ZM153 158V160H152V158ZM132 158H133V156H132ZM151 158V159H150ZM255 158V157H254ZM156 160V159H155ZM155 160H154V163H148V161H147V163L148 164H150V165H148V164H146V165H148L149 167L151 166V167H153L154 168V166H152L153 164H155ZM256 161L258 160V158H256L255 159ZM261 160V162H263V159H260ZM260 160H259V162H260ZM140 161V162H139ZM184 162H185V160H183ZM182 161V162H183ZM243 162H244V165L246 166L247 165V167H245L244 168V170H249V168L251 167V166H254V167H256L257 168V163H256V161L254 162V165H253V163L252 162H250L248 159H244V160H242ZM72 162V161H71ZM219 163L218 165H216V163ZM223 162V161H222ZM228 162H229V164H228ZM242 162V163H243ZM258 162V161H257ZM261 162L259 163V164H261ZM68 163V168H70L71 166H73V164L71 163V166H70V162L68 161L67 162ZM248 163H250L249 165H250V167L248 166ZM252 163V164H251ZM255 163H256V165H255ZM177 164V163H176ZM178 164H183V163H178ZM215 165L214 167H213V165ZM105 165V167H103ZM222 165V167H224ZM263 166H264V162H263V164H262ZM262 165H260L261 167H262ZM70 166V167H69ZM145 166V165H144ZM175 167H173V168H171V172H177V171H179V172H181V173H179L178 172V175H175V176H179V174L181 175V177L180 178H178V179H175V178H173L172 180L170 179V181L172 182L174 179H175V186H174V183H171L170 181H168L169 180V177L170 178H172V176H174V175H171V176H167V177H164V179L163 178H158L159 179V181L155 178V179H152V178H147V177H144L143 179L142 178H139V175H138V173H137V176H134V177H132V178H130L129 177V179L127 180V182L125 183H123V182H119V183H117L116 184V187L114 188V189H112L113 190V192H112V190H111V192L107 189V191L109 192V193H111V194H113L114 196H116V197H119L120 195H122V197H123V195L126 193H128V195H129V197H128V200H127V204H126V206H124V209L126 208V207H130V208H127V209H132V211H134V212H132L131 210V212L133 213V214H136L135 213V211L136 210H138V207L141 205V203H142V199L143 198H147V197H149L148 195H150V193L148 194V191H147V189L148 188H150V190H152L153 188L156 190H160L161 188H160V184L162 183V185H164L165 183H164V181L168 184V185H173L174 187H176V185L178 186V185H180L181 183L180 182H178V181H180V179L182 178H184L183 177V175L187 172H192L193 170H192V167L191 166H189V169L187 168L188 167V163H187V165H186V163H184V166H187V167H185V168H181L180 166H178L179 168H176V165H174ZM231 166V165H230ZM230 166L228 167V168H230ZM243 165H241V168L243 169V167H242ZM258 167V168H261V167ZM101 167H102V169H101ZM150 167V168H151ZM191 167V168H190ZM222 167H220V168H222ZM72 168V167H71ZM145 168V167H144ZM186 168L188 169V170H190V171H187L186 170ZM247 168V169H246ZM91 169H93L94 171L92 172L91 171ZM142 169H143V167H142ZM148 168H146V170H147ZM152 169V168H151ZM151 169H149V170H151ZM155 169V168H154ZM173 169V170H172ZM178 169V170H177ZM181 169H182V171H181ZM26 171H27V169H25ZM30 170V169H29ZM86 170H88V171H86ZM184 170V171H183ZM194 170H196V169H194ZM243 170V171H244ZM86 172V174H85V172ZM91 171V172H90ZM262 171V170H261ZM29 172H31V171H29ZM88 172V173H87ZM90 172V173H89ZM97 172H98V170H97ZM138 172H139V170H138ZM183 172H184V174H183ZM245 173L244 174H246V171H244ZM26 173V172H25ZM28 173V172H27ZM142 173V172H141ZM172 173V174H173ZM209 173L210 172H208V174L207 173H205L206 175H209ZM262 173L264 174V172L262 171ZM262 173H259V175L261 174V177L259 176H257L258 178H260L259 180H261L262 179ZM89 174H90V178H89ZM190 174V173H189ZM194 174H197V172L195 173V171H193L192 172V174L189 176V175H187V174H185V175H187L188 177H190L191 178V176L192 175H194ZM184 175V176H185ZM174 176V177H175ZM187 176L185 177V178H187ZM25 177H26V175H25ZM25 177H23V179H21L22 180V182L20 183V184H22L23 183V181L27 184V180L29 181L30 179H29V177H28V179H27V177H26V179H25ZM246 177V176H245ZM244 177V178H245ZM264 177V176H263ZM166 178V179H165ZM185 178L183 179L184 180V183H185V181H187V180H185ZM189 178V179H190ZM162 179V180H161ZM181 179V180H182ZM208 179H211L212 180V177H210L209 176V178ZM246 179V178H245ZM99 180V181H98ZM130 180V181H129ZM182 180V181H183ZM263 180H264V178H263ZM87 181V182H86ZM129 181V182H128ZM142 181H144V182H142ZM176 181H177V183L178 184H176ZM210 181V180H209ZM262 181V180H261ZM20 182V180L18 181V182H16L15 181V183H19ZM103 182V183H102ZM169 182H170V184H169ZM213 182V181H212ZM212 182H209L210 184L212 183ZM260 182V181H259ZM25 183H23L22 185H26ZM53 183V182H52ZM101 183H102V185H101ZM157 183L159 184V185H157ZM180 183V184H179ZM29 184V183H28ZM31 184V183H30ZM29 184V185H30ZM145 184V185H144ZM213 184V183H212ZM211 184V185H212ZM29 185L28 186H23L22 188H21V191H24V188H28L29 187ZM53 185V184H52ZM156 185V187L157 188H155V187H153V186H155ZM161 185V186H162ZM181 185H183V184H181ZM209 186V188H211V187H214V185L213 186ZM89 186V187H90ZM149 186V187H148ZM173 186H171V187H173ZM97 187V186H96ZM258 187H260L259 185H258ZM160 188V189H159ZM23 189V190H22ZM153 189V190H154ZM25 190H28V189H25ZM212 190H213V192H214V188H212ZM105 191H106V189H105ZM206 191H208V190H206ZM107 192V194H109ZM207 193V192H206ZM22 194L24 195V198L22 199V200H24V201H28V202H30V197H26L25 195H26V191L25 192H22ZM110 194V195H111ZM148 194V195H147ZM112 195V196H113ZM147 195V196H146ZM143 196V197H142ZM145 196V197H144ZM138 197H140V199H141V202H139V204L137 203L138 202V200L137 199H139ZM121 198V197H120ZM229 197H226V199L227 200H229V201H224L223 202V206H221V210L219 209L218 211H220V213L221 212H223V214H224V212L227 214L228 212H230V213H233V214H230L229 213V219H234V222H235V224L237 223V226H235L234 227V225H232L231 226V224H229L228 222H230V221H228V219H227V217H228V215H225V220H223V221H221V218H219L220 216H222L220 213H218V211H216V209L214 210L213 208V210H211L210 209V211L211 212H208V214H206L205 212H204V217H205V219L203 218V222H204V220H205V222H206V224L205 223H203L204 224V227L202 226V225H200V226H202V229L204 228L205 230H206V228H207V230H208V228H210L209 226H210V221L212 220L213 222H212V224L215 222L214 220L216 219V220H218V221H216L217 222V224H219V223H223V224H225V230L223 231L222 230V227H221V225L219 226L218 225V227H217V229H216V234L214 233V236H216L217 237V239H218V241L219 242H221L223 239H224V241L225 242H227V243H232V242H234V240H235V237H236V235L238 234L237 233V231L239 232V233H241L240 232V230H241V228L243 229L244 228V225H245V228L243 229V230H249V229H252V226H253V218H254V216L252 215V214H254L255 215V213L256 212H258L259 211V206H261V205H257V204H254V203H246L245 205H243L244 207H243V211L244 212H246V215H247V217L245 216V213L243 212L242 213V209H241V215H238V218H239V220H240V222L241 221H243V222H238V218H237V215L234 213L235 211H236V205H235V202L232 200V198H229ZM139 199V200H140ZM232 200V201H231ZM227 202V203H226ZM225 204H227V206H225ZM254 204V205H253ZM258 206V208H257V206ZM141 207H142V205H141ZM231 209V211H229ZM233 210V211H232ZM235 210V211H234ZM143 211H148V210H146L145 209V206L143 207V209L141 210V212H143ZM138 212H139V210H138ZM141 212H139V213H141ZM150 212V210L147 212V213H149ZM244 214V216H242ZM236 215V216H235ZM252 216V218H250L251 216ZM232 216V217H231ZM235 216V217H234ZM239 216H242V217H244V218H240ZM248 216H249V220H248ZM145 218H147V217H145ZM236 218H237V220H236ZM247 218V220L248 221H250L251 222V219H252V223H249L248 222V224H251V227L250 226H248V224H247V220H245ZM148 219V218H147ZM155 220H156V218H154ZM214 219V220H213ZM236 220V221H235ZM226 221H228V222H226ZM202 223V222H201ZM200 223V224H201ZM241 226V227H239V226ZM206 226V227H205ZM246 226H248V227H250L249 229H248V227H247V229H246ZM238 227H239V229H238ZM146 229V233H148V228H145ZM201 229V228H200ZM203 229V230H204ZM236 229H238V230H236ZM3 230H5V229H3ZM144 230V229H143ZM246 231V232H247ZM4 232V231H3ZM3 232H1V233H3ZM242 232H244L243 234L244 235H246L245 234V231H242ZM0 233V234H1ZM134 237V234L132 235L131 234V238H133ZM237 238V237H236ZM4 241V239H3V236H2V238H1V235H0V245H1V243ZM236 241H237V239H236ZM84 245H89V247L88 246H82L83 248V250L81 249V247L79 248L80 250H78L79 251V254H80V256H81V254H82V252L85 250H87L88 251V248H90V243L88 244V242L87 243H85ZM88 247V248H87ZM90 250V249H89ZM67 251H68V253L71 251V248H69V249H67ZM84 251V252H85ZM219 252L221 251V252H223V249H222V247L218 250ZM8 264H11V262L9 261L8 262ZM64 264V263H63Z\"/></svg>",
  "mask_w": 264,
  "mask_h": 264
}]
</instances>
